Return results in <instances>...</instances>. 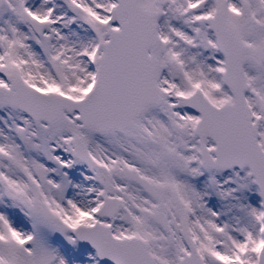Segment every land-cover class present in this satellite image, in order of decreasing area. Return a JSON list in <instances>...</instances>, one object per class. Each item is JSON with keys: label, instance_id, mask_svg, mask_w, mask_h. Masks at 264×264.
Masks as SVG:
<instances>
[{"label": "snow or ice", "instance_id": "1", "mask_svg": "<svg viewBox=\"0 0 264 264\" xmlns=\"http://www.w3.org/2000/svg\"><path fill=\"white\" fill-rule=\"evenodd\" d=\"M0 264H264V0H0Z\"/></svg>", "mask_w": 264, "mask_h": 264}]
</instances>
